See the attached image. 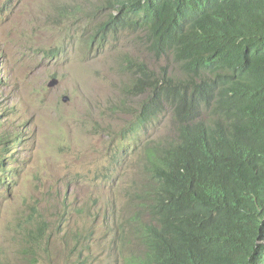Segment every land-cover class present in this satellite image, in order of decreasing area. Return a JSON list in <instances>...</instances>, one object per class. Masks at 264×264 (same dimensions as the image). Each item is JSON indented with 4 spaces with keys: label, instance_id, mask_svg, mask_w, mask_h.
Listing matches in <instances>:
<instances>
[{
    "label": "trees",
    "instance_id": "trees-1",
    "mask_svg": "<svg viewBox=\"0 0 264 264\" xmlns=\"http://www.w3.org/2000/svg\"><path fill=\"white\" fill-rule=\"evenodd\" d=\"M103 7L93 43L134 31L157 63L124 61L139 77L129 95L145 98L137 122L148 129L172 119L145 146L131 190L142 245L133 264H264V0ZM22 234L26 262L39 236Z\"/></svg>",
    "mask_w": 264,
    "mask_h": 264
},
{
    "label": "rangeland",
    "instance_id": "rangeland-1",
    "mask_svg": "<svg viewBox=\"0 0 264 264\" xmlns=\"http://www.w3.org/2000/svg\"><path fill=\"white\" fill-rule=\"evenodd\" d=\"M95 19V0H0V119L24 142L6 162L15 176L0 194V264H22L28 239L15 231L32 209L55 217L37 264H126L130 255L126 191L170 119L136 129L140 99L125 94L122 59L146 56L133 36L93 44Z\"/></svg>",
    "mask_w": 264,
    "mask_h": 264
},
{
    "label": "clouds",
    "instance_id": "clouds-1",
    "mask_svg": "<svg viewBox=\"0 0 264 264\" xmlns=\"http://www.w3.org/2000/svg\"><path fill=\"white\" fill-rule=\"evenodd\" d=\"M106 1L107 0H104V1H102L100 3V0H95V18L96 19H95V30H94V35H93V39L92 40H94L95 34H96L99 26L104 22V20L106 18V13L105 12H106L107 9H105L103 7V4H105ZM6 6H8V4L4 5L2 8H5ZM137 35H139V34H136L134 31H128V32H125V33H123L121 35H118V36L111 35L103 43H100L98 41V42L93 43V44L99 45V47H104V46H106V44L108 43V41L110 39H114V38H121L122 39V38H125V37H128V36H130V37L133 36L134 41H135V43H134L135 47L139 51H141L142 53L145 54V56H146L145 59L140 58V57L139 58L138 57H132V56L127 54L122 59V63H123V69H124L125 75L128 76V78H129V84H128L129 86H127V88L125 89V94H126V96L129 99H132V100L140 99V101L137 102V105L134 108L135 112L133 114H131V116L133 118V122L135 123V126H136L137 130L148 131L150 128H154V127H158V126L163 127L164 121L167 118L170 119V125H171V120L172 119H171V116L167 115L158 124H155L153 126L147 125L149 127L148 129H145L143 126H141L137 122V120H138V112H136V109H137V106H139L140 103L145 100V98L142 97V96L133 97V96L129 95L128 92L130 90H132V88L136 87V84L139 81V77L136 74V70H132L130 67H127V66L125 67L124 61H125L126 58H129V57L134 58V59H139L140 61H147L151 65V67L153 69L157 70L156 69L157 63L152 58L147 56L146 52L139 46V43L136 41ZM151 62H154L155 65L153 66L151 64ZM0 84H1V81H0ZM57 86H59V81L53 80L49 84L48 88L49 89H54ZM69 102H70L69 96H64L62 98V103L63 104L66 105V104H69ZM7 125L8 124L6 123V121H2L0 119V194H1L2 190H9L14 185L13 178L15 176V171L14 170H10L6 166V162L11 160V157L9 156L11 154V152L15 151L18 147H20L24 143L23 142V138H22V136L20 135V133L18 132L17 129H13L11 132L10 131L9 132L6 131ZM169 126L166 127V130H165L166 133L164 134L165 136L167 135V128ZM164 135L161 136V137H164ZM157 139H159V138H157ZM157 139H154V140L150 141L149 143L154 142ZM4 145H6V146L3 147ZM143 152H144V149H143ZM142 158H143V155H142ZM10 163H12V162H10ZM141 169H142V160H141L140 171H141ZM140 182H141V175H138L137 180L135 182H133L131 184V186L128 188V190L126 191V199H127L128 204H129V206H130V208L132 210L131 216L126 221V226L128 227V229H125L124 227L122 228L123 232L125 233L124 245L127 247L128 251L130 252L129 257L126 260V264H133V256H134L135 251L139 252V250L142 249V245L137 240L136 235L133 234V230L131 228V218L134 216L135 210H134V208L131 205V195H130V194H132L131 193L132 188L135 187ZM31 214H32L31 220H28L23 226H21L18 230H16L15 233L16 234L21 233V236H20L21 238L23 236L22 233L25 230L30 231L31 233H34V234L35 233L38 234L39 240H38L37 244H32V243L30 244V250H34L36 252L34 253L35 256L30 258V260H28V261H32V260L33 261L30 262V263L28 261H26V262H28L27 264H37V262L34 261V260L36 259V256L38 255V249H39L42 241H44V245H48V241L46 240L48 238L47 234H48V232L50 231V229H51V227L53 225V219L55 217L52 214L46 213L44 211H38V210H35V209H32ZM146 235L148 236L149 233L146 232ZM20 251H19V253H20ZM130 260H131V262H130ZM26 262L23 261L22 264H25Z\"/></svg>",
    "mask_w": 264,
    "mask_h": 264
}]
</instances>
